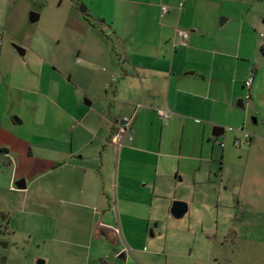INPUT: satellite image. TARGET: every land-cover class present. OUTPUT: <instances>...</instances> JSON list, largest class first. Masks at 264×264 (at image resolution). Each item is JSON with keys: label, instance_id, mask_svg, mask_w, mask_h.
<instances>
[{"label": "crops", "instance_id": "1", "mask_svg": "<svg viewBox=\"0 0 264 264\" xmlns=\"http://www.w3.org/2000/svg\"><path fill=\"white\" fill-rule=\"evenodd\" d=\"M71 5L66 44L32 47V79L1 48L0 213L8 228L12 212L25 215L28 251L45 252L33 264H186L168 231L194 225L208 235L196 240L213 241L201 189L219 180L242 205L264 206V0ZM177 28L190 31L185 42ZM166 107L168 120L158 113ZM124 115L135 134L117 149ZM170 198L188 202L183 217ZM98 228L117 231L121 255L106 257Z\"/></svg>", "mask_w": 264, "mask_h": 264}, {"label": "rangeland", "instance_id": "2", "mask_svg": "<svg viewBox=\"0 0 264 264\" xmlns=\"http://www.w3.org/2000/svg\"><path fill=\"white\" fill-rule=\"evenodd\" d=\"M82 5L87 7L85 4ZM71 10H73L71 0H0V52L3 48L4 58L11 56V53H18L19 76L24 72L22 75H28L27 79L35 77L34 72H31L30 61L33 58L32 47L37 46L36 44L44 46L50 44L54 48L66 44L64 34L71 29L67 23ZM33 11L40 13V18L36 22L30 21V13ZM16 46L24 50L29 48V54L22 55ZM26 61L30 63V67ZM252 173L253 171L247 172L248 175ZM241 183L240 180L236 181L239 189ZM215 184L211 188L216 190H211L210 187L209 190L201 189L197 196L201 209L199 215L204 216V220L209 222L210 226L216 227L210 235L213 241L203 244L196 240L198 237L206 238L208 235L194 225L185 224L184 231L169 229L171 239L174 238L175 241L177 236L173 233L178 232L177 238L182 240V244L171 245L170 252L182 253L186 264H194L198 260L202 263L203 259L206 260L204 264H264V206L261 210L262 206L257 208L250 202L242 205L239 201L240 192H237L236 188L232 194L230 192L223 194L219 188L220 181L217 180ZM245 194L242 197L243 201L256 200L251 196L246 198ZM173 201L175 200L168 199V207ZM23 216H20L19 212H12L11 226L8 228L10 218L7 220L6 214L0 213V264H33L31 258L45 253L43 250L39 252L37 247L28 251L30 245L24 239L26 236L23 234H26V231L22 228L25 224L20 222ZM158 216L162 217V214L159 213ZM187 218L183 222L188 223ZM169 220L181 222L184 219L171 216ZM193 222L195 223L194 220Z\"/></svg>", "mask_w": 264, "mask_h": 264}, {"label": "built area", "instance_id": "3", "mask_svg": "<svg viewBox=\"0 0 264 264\" xmlns=\"http://www.w3.org/2000/svg\"><path fill=\"white\" fill-rule=\"evenodd\" d=\"M170 10V6L167 4L162 5V14H166ZM177 37H179L180 41L185 42L189 36L190 31L184 29H176ZM178 41L174 40V46L176 47ZM253 82V78H250L247 81V86H251ZM159 116H161L164 120H168L173 115L172 110L169 107L159 108L158 109ZM134 117L131 115L121 116L115 125V130L111 138V144L115 146V148L120 149L126 138L133 140L135 129L133 126ZM246 138H251L250 133L245 134ZM236 144H241V140H237Z\"/></svg>", "mask_w": 264, "mask_h": 264}, {"label": "water", "instance_id": "4", "mask_svg": "<svg viewBox=\"0 0 264 264\" xmlns=\"http://www.w3.org/2000/svg\"><path fill=\"white\" fill-rule=\"evenodd\" d=\"M40 18V13L33 11L30 13V21L36 22ZM21 54L25 53V50L19 46H16ZM20 189L26 187L25 179L20 180L16 183ZM189 204L183 200H175L171 207V213L176 218H181L188 211ZM97 233H101L106 241L105 252L106 257L109 258L112 254H120L119 248V237L117 236V231L108 228H98ZM121 255V254H120Z\"/></svg>", "mask_w": 264, "mask_h": 264}]
</instances>
